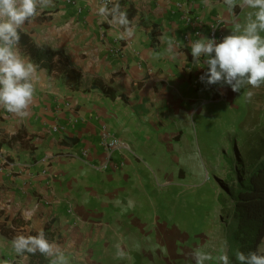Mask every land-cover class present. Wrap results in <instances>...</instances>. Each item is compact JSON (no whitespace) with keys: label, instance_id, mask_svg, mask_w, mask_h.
<instances>
[{"label":"crops","instance_id":"crops-1","mask_svg":"<svg viewBox=\"0 0 264 264\" xmlns=\"http://www.w3.org/2000/svg\"><path fill=\"white\" fill-rule=\"evenodd\" d=\"M129 1L145 17L142 24L128 18L130 36L113 7L99 13L100 0H52L20 31L62 50L84 79L74 89L38 67L19 42L20 56L36 69L34 95L23 118L0 108V264H32L28 254H15L12 240L46 228L52 260L59 249L68 264L197 262L203 246L188 245L187 230L168 220L170 209L157 214L156 196L166 193L164 184L186 177L184 168L167 171L163 161H179L178 149L190 146L191 113L242 93L201 81L205 58L197 66L190 44L214 31L221 41L242 26L246 7L230 10L224 0ZM95 79L123 97L92 86ZM104 131L125 147L108 150ZM222 235L221 229L209 243L222 244Z\"/></svg>","mask_w":264,"mask_h":264},{"label":"clouds","instance_id":"clouds-1","mask_svg":"<svg viewBox=\"0 0 264 264\" xmlns=\"http://www.w3.org/2000/svg\"><path fill=\"white\" fill-rule=\"evenodd\" d=\"M228 8L236 6L249 8L246 23L236 25L233 33L226 35L219 42L215 38L202 37L190 44L193 61L197 66L207 65V71L200 77L208 84H228L234 92L242 87L259 88L264 85V0H224ZM52 5V0H0V108L21 118L27 115L32 102L34 85L32 83L35 66L23 59L18 51L20 31L26 22L31 21L39 10ZM119 12L117 23L123 26L127 35H132L129 20L125 12ZM107 11L106 5L99 8V13ZM239 33V34H236ZM123 38V37H121ZM168 51L173 48V41L166 40ZM251 95V94H250ZM11 247L15 254H36L45 258L53 255V244L41 232L37 235H18L13 238ZM57 259L49 264H68L64 253L56 250ZM197 264L213 260L209 253L197 252ZM217 264H229L227 254L215 257ZM238 264H264V255L256 252L236 253Z\"/></svg>","mask_w":264,"mask_h":264},{"label":"rangeland","instance_id":"rangeland-1","mask_svg":"<svg viewBox=\"0 0 264 264\" xmlns=\"http://www.w3.org/2000/svg\"><path fill=\"white\" fill-rule=\"evenodd\" d=\"M250 11L244 9L242 26ZM245 89H241V97L239 95L236 100H211L204 103L197 115L191 113L190 146L183 143L178 149L181 150L179 161L171 163L169 153H166L167 163L163 161L167 171L175 168L179 172L184 168L186 177L163 185L167 191L162 198L156 196L157 214L165 208L171 210L167 211L168 215L172 214L168 220L187 230L188 245L203 246L197 252L213 256V260H205L203 264H217L216 256H228L229 248L231 253L234 250L231 234L227 238L232 210L227 192L228 173L235 168L237 150L244 147L249 132L264 122V85L248 86L243 92ZM221 222L225 226L220 227ZM221 229L222 244L209 243L218 239Z\"/></svg>","mask_w":264,"mask_h":264},{"label":"trees","instance_id":"trees-1","mask_svg":"<svg viewBox=\"0 0 264 264\" xmlns=\"http://www.w3.org/2000/svg\"><path fill=\"white\" fill-rule=\"evenodd\" d=\"M116 4L119 5L120 11L127 14V18L133 20L139 17V22L143 23L144 14L138 12L129 0H113L114 13L118 12L114 7ZM148 27L153 33L157 31L155 25ZM19 42L38 67L46 68L50 74L56 73L74 89H81L84 75L70 63L62 50L36 42L25 32H20ZM92 86L112 97H123L122 94H117L113 87L106 86L99 79H95ZM249 133L244 147L237 150V157L234 160L236 166L230 169L227 178L229 182L227 192L232 206L227 238L231 234L234 245L233 253L231 248L228 250L229 264L234 262L238 264L236 260L238 251L264 255L261 249L264 238V122ZM37 234L39 233L32 232V235ZM43 234L51 242L52 235L47 228ZM28 255L32 264H49L52 260L51 256L45 258L38 252Z\"/></svg>","mask_w":264,"mask_h":264},{"label":"built area","instance_id":"built-area-1","mask_svg":"<svg viewBox=\"0 0 264 264\" xmlns=\"http://www.w3.org/2000/svg\"><path fill=\"white\" fill-rule=\"evenodd\" d=\"M70 2L76 3L77 0H68ZM101 6L106 5L107 12L105 11V15L112 10L113 7V0H100ZM215 31L212 33V38H215ZM216 39V38H215ZM103 143L107 147L108 150H112L115 147H125V142L120 137H117L111 134L108 131H104L103 133Z\"/></svg>","mask_w":264,"mask_h":264}]
</instances>
